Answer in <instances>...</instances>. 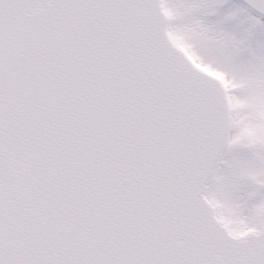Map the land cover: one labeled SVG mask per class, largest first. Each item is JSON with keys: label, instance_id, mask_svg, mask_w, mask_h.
I'll list each match as a JSON object with an SVG mask.
<instances>
[{"label": "snow or ice", "instance_id": "6c2138e0", "mask_svg": "<svg viewBox=\"0 0 264 264\" xmlns=\"http://www.w3.org/2000/svg\"><path fill=\"white\" fill-rule=\"evenodd\" d=\"M0 264H264V0H0Z\"/></svg>", "mask_w": 264, "mask_h": 264}]
</instances>
